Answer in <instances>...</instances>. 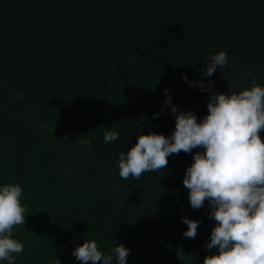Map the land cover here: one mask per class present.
<instances>
[{"label":"trees","instance_id":"1","mask_svg":"<svg viewBox=\"0 0 264 264\" xmlns=\"http://www.w3.org/2000/svg\"><path fill=\"white\" fill-rule=\"evenodd\" d=\"M219 51L228 63L202 75ZM253 84L264 86V0H0V184L19 183L26 208L15 264H82L71 253L88 239L130 249L127 264H203L216 222L183 185L202 149L127 180L119 153L171 135L165 89L199 122L213 93ZM109 129L119 139L105 143ZM182 216L201 222L195 238Z\"/></svg>","mask_w":264,"mask_h":264},{"label":"clouds","instance_id":"2","mask_svg":"<svg viewBox=\"0 0 264 264\" xmlns=\"http://www.w3.org/2000/svg\"><path fill=\"white\" fill-rule=\"evenodd\" d=\"M228 61L227 52L219 51L200 71L212 77ZM182 79L189 82L187 75L182 74ZM212 83L209 80L207 87ZM198 87L205 91L203 82H198ZM164 92V103L174 114V130L169 136L156 132L138 135L130 149L119 153L120 178L139 179L146 172L165 169L172 154L202 149L192 154L183 185L189 190L190 207L200 209L207 201L209 218L216 222L205 245L210 254L203 264H264V139L260 136L264 131V86L213 93L207 115L199 122L195 112L179 111L171 103L169 89ZM158 116L154 114V118ZM118 139V131L104 132L105 143ZM22 195L19 183L0 184V264H15L24 251V243L15 238V226L25 225L26 220ZM181 222L187 226L182 235L195 238L201 222L185 216ZM130 251L116 244L104 252L95 239H88L71 255L82 264H127Z\"/></svg>","mask_w":264,"mask_h":264},{"label":"water","instance_id":"3","mask_svg":"<svg viewBox=\"0 0 264 264\" xmlns=\"http://www.w3.org/2000/svg\"><path fill=\"white\" fill-rule=\"evenodd\" d=\"M19 96H20V92L17 93V98H18ZM32 118H33V117H32ZM32 118H30V121H32ZM35 128H36V130H39V129L41 128L43 131H45V126L42 125V124H38V125H36ZM52 144H53V142H52V140H51V145H52ZM77 145H78V147H81V146H82V143H81V142H78ZM67 156H69V155H64V156L62 157V160H64V158L67 157Z\"/></svg>","mask_w":264,"mask_h":264}]
</instances>
